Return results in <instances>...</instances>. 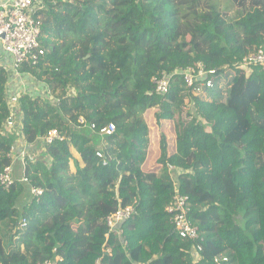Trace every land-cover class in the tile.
<instances>
[{
  "label": "trees",
  "instance_id": "trees-1",
  "mask_svg": "<svg viewBox=\"0 0 264 264\" xmlns=\"http://www.w3.org/2000/svg\"><path fill=\"white\" fill-rule=\"evenodd\" d=\"M229 5L44 0L35 14L44 49L38 63L0 65V173L17 152L13 127L4 123L13 112L8 95L23 91L18 72L59 87L52 99L50 89L17 97L23 139L44 150L20 164L25 181L0 184V222L15 227L21 245L8 252L0 238V264L57 256L61 264H215V256L264 264V73L231 68L264 49V0ZM199 62L211 75H233L224 98L191 95L176 77L166 94L154 92L161 71ZM108 123L115 131L101 136L102 165L94 151L97 130ZM241 123L240 135L229 137ZM51 129L63 138L46 143ZM30 187L42 194L19 208ZM175 188L192 203L195 240L180 237L169 221L165 207ZM130 205L134 214L118 235L105 219ZM18 217L27 221L22 231Z\"/></svg>",
  "mask_w": 264,
  "mask_h": 264
},
{
  "label": "built area",
  "instance_id": "built-area-1",
  "mask_svg": "<svg viewBox=\"0 0 264 264\" xmlns=\"http://www.w3.org/2000/svg\"><path fill=\"white\" fill-rule=\"evenodd\" d=\"M43 7L44 0H6L0 3V47L11 56L14 70L24 62L37 64L40 57L44 54V49L40 46L39 42L41 19L35 15ZM251 66L260 67L264 73V49L259 48L247 53L232 63L231 68L244 70ZM175 77L182 80L183 87L189 93L201 96L202 94L207 95L209 90L214 89L221 82L220 79L223 76L222 73L211 75V71L205 70L204 65L199 62L193 66L176 69L171 73L161 71L152 80L154 92L161 95L166 94L169 91L172 78ZM219 77L221 78L217 80ZM14 115V113L10 114L5 120L4 125L6 127L14 126ZM90 128L93 130L96 129L94 124H91ZM114 131L115 125L113 123L105 124L97 130L98 134L102 137L109 136ZM57 138L61 139L59 132L56 129H51L42 139L46 143H52ZM102 149L96 147L94 154L101 160L102 165H107L108 159ZM11 170V166L6 167L0 173V184L5 188L14 183ZM21 181H25V179L22 178ZM29 191L36 197L42 194V189L39 187H30ZM191 209L192 203L188 200V197L175 188L174 193L165 207L169 221L180 237L195 240L200 237V233L197 226L189 218ZM133 214V206H119L106 217V225L109 229L116 230L118 235H120L122 233L120 223L132 217ZM26 224L27 221L21 219L19 227L25 226ZM123 244H126L125 241H123ZM200 249V246H196V250L200 251ZM109 250V248H106L105 251L108 252ZM60 259L59 256L55 259H43L37 262V264H61ZM213 261L215 264H228L227 257L225 256H215ZM95 264H102L100 258L96 259Z\"/></svg>",
  "mask_w": 264,
  "mask_h": 264
},
{
  "label": "rangeland",
  "instance_id": "rangeland-1",
  "mask_svg": "<svg viewBox=\"0 0 264 264\" xmlns=\"http://www.w3.org/2000/svg\"><path fill=\"white\" fill-rule=\"evenodd\" d=\"M216 2H218V5L219 6H222V7H230L229 5V0H216ZM27 75V76H26ZM232 74L227 76V77H219L217 78V80H219L220 78V81L219 84H217V86L215 87V90L213 91V94H212V97L209 96V95H204L202 94L201 97L204 99V100H211V98H215V99H220V98H224L225 97V89L226 87L229 85L231 79H232ZM17 77H19V82L18 84L22 87L21 90V93H34V94H39L40 96H44L45 93H46V90L50 89L47 93H48V97L50 99L54 98L53 96V89L56 87V88H59L58 86H55V84H53V88L51 86H40L41 84H44L42 83L41 81H38L35 77L33 76H30L28 74H24V73H19L18 72V75ZM60 90V89H59ZM20 92L18 93V95L16 96V98L19 96V94H21ZM191 94V93H190ZM193 95V94H191ZM16 102H18V100H16ZM18 106V104H17ZM187 108L190 107V105H187L186 106ZM14 113V112H12ZM138 115H141V113H137ZM15 116V115H14ZM82 119H79V122H81ZM16 123L18 124V126L20 128H17L15 129V131L13 132V135L12 137L14 139H17V137L15 136L18 132L20 133L21 131V124L19 121H14L13 122V125L16 126ZM13 126V127H14ZM8 127V126H7ZM244 129V124L241 123L239 124L238 128L235 130V132H233L229 137H238L241 133V131ZM8 130H10V127H8ZM17 131V132H16ZM60 135V134H59ZM61 139L63 138L62 135H60ZM101 137V136H100ZM23 139V138H22ZM26 144H29L28 142H26L24 139H23V142H22V147H21V150L22 152L20 151V155H21V160L20 161H25L29 158L31 159H38V158H42V152L44 150V148L40 147L37 144H35V146L32 148L30 147L29 149L26 147ZM103 144L105 145V142L103 141L102 137L100 139V142L99 144L96 145V147H101L103 148ZM25 149V150H24ZM17 152L15 154H13L14 158L15 156H17ZM12 155V154H11ZM18 169V176H21V171H22V168H21V165L19 164L18 161H15L13 162V165H12V169ZM11 172H13V177L16 175L14 174V171L11 170ZM175 171H173V169L171 170V175L172 177L174 178L175 177ZM29 193V196H27L24 200H20V202L17 204L19 206V208H22V205H24L27 201L30 200L32 194L30 193V191L28 192ZM39 219L41 221H44L43 218L41 216H38ZM17 228L22 231L25 229V226H22V227H19V224H20V217H18L17 219ZM15 227H12L11 225L7 224L6 221H2L0 222V238L2 240V243L4 245V248L6 251H11L15 248H18V247H21L20 244H18V240H17V235H19V233H15ZM14 235V237H13ZM13 237V238H12Z\"/></svg>",
  "mask_w": 264,
  "mask_h": 264
},
{
  "label": "crops",
  "instance_id": "crops-1",
  "mask_svg": "<svg viewBox=\"0 0 264 264\" xmlns=\"http://www.w3.org/2000/svg\"><path fill=\"white\" fill-rule=\"evenodd\" d=\"M6 0H0V3H3V2H5ZM0 59H1V62H0V64L1 65H3V66H7V68H9V67H11V65H12V58H11V56L8 54V53H6L5 51H3L2 49H1V47H0ZM9 97V104H10V107L12 108V111H15L14 112V114H15V117H16V119H17V111H18V106H17V104H18V102H16V100H17V98L15 97V96H12L11 94L10 95H8ZM16 109V110H15ZM18 121V119L16 120V122ZM17 128H20L19 126H18V124L16 123V126H14L13 128H12V133L15 131V129H17ZM17 132V131H16ZM16 137H17V139H14V145H15V150L17 151V156H15V160H14V162L15 161H18L19 162V164H23V162L24 161H20L21 160V155H20V151L22 152V150H21V147H22V142H23V137H22V134H21V131H20V133L18 132L16 135H15ZM15 138V137H14ZM35 146V144H26V147L29 149L30 147H34ZM23 148V147H22ZM25 150V149H24ZM12 167V166H11ZM12 171H14V174H16L13 178H17V180H20L21 181V179H22V171H21V176H18V169H12ZM12 176H13V172H12Z\"/></svg>",
  "mask_w": 264,
  "mask_h": 264
},
{
  "label": "water",
  "instance_id": "water-1",
  "mask_svg": "<svg viewBox=\"0 0 264 264\" xmlns=\"http://www.w3.org/2000/svg\"><path fill=\"white\" fill-rule=\"evenodd\" d=\"M89 56H90V53L87 54V57H89Z\"/></svg>",
  "mask_w": 264,
  "mask_h": 264
}]
</instances>
